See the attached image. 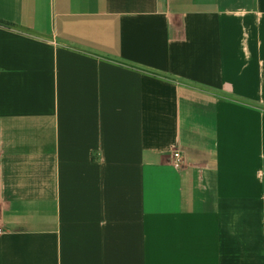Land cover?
Returning a JSON list of instances; mask_svg holds the SVG:
<instances>
[{"label": "crops", "instance_id": "0c3cea01", "mask_svg": "<svg viewBox=\"0 0 264 264\" xmlns=\"http://www.w3.org/2000/svg\"><path fill=\"white\" fill-rule=\"evenodd\" d=\"M0 22V264H264V0Z\"/></svg>", "mask_w": 264, "mask_h": 264}, {"label": "built area", "instance_id": "2783aa9c", "mask_svg": "<svg viewBox=\"0 0 264 264\" xmlns=\"http://www.w3.org/2000/svg\"><path fill=\"white\" fill-rule=\"evenodd\" d=\"M173 164H174L175 168H177V169L182 168V166L184 164L183 154L178 150L173 152ZM2 234H3V230L0 229V235H2Z\"/></svg>", "mask_w": 264, "mask_h": 264}, {"label": "trees", "instance_id": "16d2710c", "mask_svg": "<svg viewBox=\"0 0 264 264\" xmlns=\"http://www.w3.org/2000/svg\"><path fill=\"white\" fill-rule=\"evenodd\" d=\"M0 24H1V25H5V26H9L8 24H4V23H2V22H0Z\"/></svg>", "mask_w": 264, "mask_h": 264}]
</instances>
